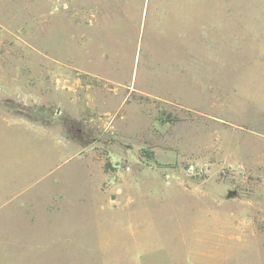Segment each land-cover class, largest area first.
Wrapping results in <instances>:
<instances>
[{
    "label": "rangeland",
    "instance_id": "obj_1",
    "mask_svg": "<svg viewBox=\"0 0 264 264\" xmlns=\"http://www.w3.org/2000/svg\"><path fill=\"white\" fill-rule=\"evenodd\" d=\"M0 264H264V0H0Z\"/></svg>",
    "mask_w": 264,
    "mask_h": 264
}]
</instances>
